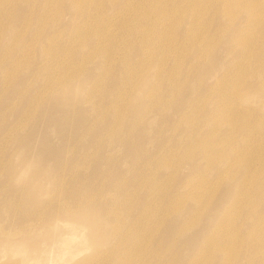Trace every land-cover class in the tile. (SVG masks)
I'll return each instance as SVG.
<instances>
[{"label":"rangeland","instance_id":"rangeland-1","mask_svg":"<svg viewBox=\"0 0 264 264\" xmlns=\"http://www.w3.org/2000/svg\"><path fill=\"white\" fill-rule=\"evenodd\" d=\"M0 264H264V0H0Z\"/></svg>","mask_w":264,"mask_h":264},{"label":"bare ground","instance_id":"bare-ground-1","mask_svg":"<svg viewBox=\"0 0 264 264\" xmlns=\"http://www.w3.org/2000/svg\"><path fill=\"white\" fill-rule=\"evenodd\" d=\"M37 171H38V170H37ZM37 171H36V172H37ZM36 174H37V173H36ZM85 202H86V201H85ZM81 214H82V216L84 217V219L87 218L88 220H90L91 215L88 214V212H87V213H85V212H81ZM95 218H96V217H95ZM95 218H94V219H95ZM87 219H86V220H87ZM93 221H94V220H93ZM93 221H92V218H91V221H90V222H93ZM95 221H96V219H95Z\"/></svg>","mask_w":264,"mask_h":264}]
</instances>
